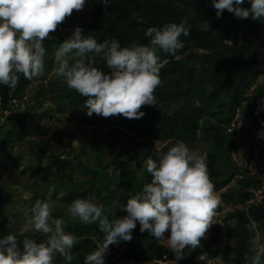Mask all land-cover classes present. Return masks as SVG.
I'll return each instance as SVG.
<instances>
[{
  "label": "trees",
  "instance_id": "16d2710c",
  "mask_svg": "<svg viewBox=\"0 0 264 264\" xmlns=\"http://www.w3.org/2000/svg\"><path fill=\"white\" fill-rule=\"evenodd\" d=\"M243 7H250L247 0ZM74 14L73 11L71 16ZM181 19H186L191 25L190 35L181 36L185 46L175 56L160 53L161 61L166 60L160 69L163 84L154 93L156 104L144 105L140 109L145 113L140 119H128L122 115L104 118L95 113L89 117L84 105L86 98L70 90L56 76L55 79L58 81L54 85L52 82L48 83L49 89L44 85L37 86L35 95H42L48 91L51 97V103L48 107H44L41 119L52 118L56 112L67 113L76 125L94 123L100 127L110 128L111 139L108 141L101 136L100 132L89 136L91 157L100 160L103 165L90 168L91 165L87 163H77L87 173V177L80 178L72 185L73 188L67 191L70 197H75L76 194L85 198L91 196L94 202L105 204L110 219L113 212L116 217L126 215L120 210L121 206L126 204L131 195L140 192L144 184L151 181L146 165L142 173L138 175L135 170L130 172L131 169L125 159H119L114 164V177L117 181L114 185L115 189L110 195L102 193L99 200H95L94 194L96 195V191L102 186L100 180L105 176L107 167V162L105 163L103 158L104 150L107 142H113L112 145L115 146L118 144L121 129L130 132L131 146L143 152L142 158L145 161L150 156L155 158L154 153L158 150L157 141H167L171 146L177 141H183L189 145L198 140L201 134L207 142V147L202 150V153L208 154V167L216 189L226 184V181L217 177V174L224 168L229 158L226 147L227 134L231 136L234 133L230 128V132L227 133L226 130L235 117L236 110L240 109L241 113L249 119L257 136L264 139L258 135L264 132V124L261 123L264 121V106L257 102L258 99L264 98V21H256L251 17L242 20L227 10L223 12L222 18H217L212 0H108V6L99 2L93 7L89 25L84 34L94 37L97 42L118 39L121 47L128 46L132 42L147 44L149 38L144 35L147 28L162 27L173 22L179 23ZM203 20L209 22L211 31L208 33L201 32L196 26ZM63 41L64 38L57 31L51 32L49 38L44 41L47 52L45 72L52 65L54 46L60 45ZM95 66L110 72L105 66V61L99 57ZM260 76H263L262 81L258 80ZM30 83L31 81L25 80L21 75L15 91H10L8 87L0 84V108L2 111H10L0 123V169L5 168L14 157L13 149L17 142H23L32 135L45 136L51 131L49 124L29 123L26 116L14 118L11 114L13 109L21 111L28 106L30 97L27 87ZM252 86L253 93L248 96L246 91ZM172 97L180 101L179 105L170 111L166 102ZM14 98L22 100L23 106L13 107ZM42 102L44 104V101ZM257 108H261L259 113ZM57 120L64 122L62 118ZM56 127L58 131L54 132L53 140L59 142L58 145L69 144V150L65 152L63 149V151L70 156L75 129L73 127L68 131H62L60 126ZM29 142L31 152L36 159L34 153L37 147L33 144L37 141L31 139ZM167 149L168 145H164L160 151ZM59 155L51 159V164L53 162L57 170L62 171L71 161L63 159L62 163L57 162ZM37 157L42 158L40 154H37ZM239 183L245 189L249 187L261 189L264 186L257 175L248 173L239 180ZM248 193L252 194L253 191ZM42 197L44 196L37 199ZM221 199L223 203L217 211H221L224 205L244 204L246 201L245 196L234 195L229 188L221 193ZM226 219H233V221L227 223L224 231L219 223L213 225L207 239L201 241L202 247L195 250L185 249V258L177 264H205L198 257L206 253L208 257L213 258L217 253V245L225 237L231 241L226 245L228 251V254L224 256L226 264H250V259L249 261L245 259L246 256L250 258L252 255L250 240L254 232L250 223L251 220L256 221L257 228L264 236V197L258 203H251L247 212L241 209L228 211ZM139 229L140 225L137 222L132 232V240L123 242L118 247L117 251L125 264H151L154 260L159 264H167V259H174L173 252L164 243L155 240L147 231L141 233ZM64 230L66 233H75L79 237L78 243L72 249V264H84L85 257L96 249L104 235L99 231L97 224L76 223L65 226ZM8 234L16 235L21 245L25 237L33 238L37 242L46 239L40 233L28 236L16 232L10 220L0 217V238ZM113 246H110L109 251ZM232 252L235 253V258L229 259V254ZM109 254L110 252L105 257V264L110 257ZM56 264H65V262L58 256Z\"/></svg>",
  "mask_w": 264,
  "mask_h": 264
},
{
  "label": "clouds",
  "instance_id": "9594fccd",
  "mask_svg": "<svg viewBox=\"0 0 264 264\" xmlns=\"http://www.w3.org/2000/svg\"><path fill=\"white\" fill-rule=\"evenodd\" d=\"M100 2L108 6V0ZM247 2L250 7H243L245 0H212L217 18L227 10L242 20L251 17L264 21V0ZM84 5L85 0H0V84L15 91L21 75L28 81L43 76L47 54L44 41ZM196 26L201 32L211 31L206 20ZM190 27L186 19L149 27L144 33L149 38L147 44L132 42L121 47L118 39L97 42L77 26L54 53L55 75L86 98L89 117L95 113L104 118L122 115L140 119L145 115L140 109L156 104L154 93L163 84L160 53L175 56L184 48L181 36L188 37ZM97 57L105 61L110 72L95 66ZM258 135L264 138V132ZM154 157L145 161L151 181L121 206L126 215L116 217L113 212L110 219L105 204L94 202L91 196L77 198L68 206L74 219L85 225L97 224L104 234L84 264H105L110 246L131 241L137 222L141 233L147 231L155 240L166 242L174 254L167 264L184 259L185 249L202 247L201 241L216 224L214 218L223 203L211 179L208 154L177 141L166 151L157 150ZM54 208L55 201L38 199L30 210H24L25 231L34 230L46 239L37 242L25 237L21 245L14 234L0 238V264H56L58 256L65 264H72V249L79 237L65 232L63 219L53 216ZM252 227L256 229L254 221ZM250 252L246 261L264 264V236L259 231L250 240ZM206 257L204 253L198 259L206 262ZM234 258L235 253H230L229 259Z\"/></svg>",
  "mask_w": 264,
  "mask_h": 264
},
{
  "label": "rangeland",
  "instance_id": "374dc122",
  "mask_svg": "<svg viewBox=\"0 0 264 264\" xmlns=\"http://www.w3.org/2000/svg\"><path fill=\"white\" fill-rule=\"evenodd\" d=\"M99 2L100 0H85L83 9L81 11L74 10L75 14L66 18V20L58 26L56 31L60 33L64 40L72 35L77 26L83 29L84 34V31L89 25L88 23L91 18L92 9ZM59 47L60 45L54 46L52 51L53 55ZM165 61L166 60H163L162 64ZM54 68L55 62L53 58L52 65L46 70V72H44V75L34 78L27 87V92L30 97L28 106L24 107L21 111L13 110L11 112L14 118L26 116L29 123L49 124L51 126V131L45 136L32 135L23 142H17L13 149L14 157L11 158L5 168L0 169V195L2 197L0 199V217L4 220H10L13 223L16 232L28 236H35L39 233H35L34 230L25 231L26 218L24 217L23 212L25 209L30 210L35 203L34 200H38L37 197L41 196L44 197L39 200L51 199L55 201L53 216L54 218L63 219L64 227L76 223L83 224L78 219H74L70 213H68L67 208L73 200L85 197L78 194H76L75 197H70L68 196L67 191L73 188L72 185L77 183L80 178L87 177V173L84 169L79 167V164L77 163H87L91 165L90 168L103 165L100 160H95L91 157V152L89 150V136L95 132H100L102 137L107 138V141L111 139V131L109 127H100L94 123L76 125V122L72 120L67 113L56 112L52 118L48 117L47 119H41V114L43 113V109H45L44 107H48L51 103V97L48 91H45L42 95L40 94L38 96L35 95V92H37V86L44 85L49 89L48 83L52 82V85H54L56 81L59 80L55 79L56 75ZM262 79L263 76L258 78L259 81H262ZM252 88L253 86L246 91L248 96L252 95ZM42 101H44V104ZM179 101L180 100L172 97L166 102V106L172 111L173 108H176L179 105ZM257 102L262 106L264 98L258 99ZM2 112V108H0V117L3 118L1 115ZM39 118L41 120H39ZM57 118L64 119V122L61 123ZM57 125L60 126L62 131H68V129L73 127V129H75L71 141L72 154L70 156L64 153V151L66 152L69 150V144L63 143L58 145L59 142L53 140L54 132L58 129L56 127ZM229 128L232 129V132L234 133L231 136L227 134L226 147L229 158L224 164V168H222L217 174L219 179L226 181V184L216 190L221 197L222 192L227 191L228 188L232 189L234 195L242 194L245 196L246 201L244 204L231 203L229 205H224L221 211H217V215L214 218L215 223H219L223 231L226 228L227 223L233 221V219H226V213L228 211L241 209L244 212H247L251 203H258L264 197V186L261 189H255L254 187L245 189L242 184L239 183V180L243 179L245 174L248 173L251 175H257L264 184V139L262 140L257 136L256 131L252 129V126L250 125L249 119L241 113L240 109L236 110L235 117L227 128L228 130H226L227 133L230 132ZM120 134L121 136L117 142L118 144L115 146L112 145L113 142H107V146L104 150L103 158L105 163L107 162V167L105 169V176L100 180L102 186L100 190L96 191V195L94 194L96 201L99 200L102 193L110 195L115 189L114 185L117 184V181L114 177V164L119 159L126 160L127 165L131 169V173L135 170L139 175L144 169L145 160L142 158L143 152L140 149L131 146L130 132L121 129ZM65 137L66 136L64 135V138ZM31 139L37 141V143L33 144L37 147L36 152L34 153L36 159H34L31 148L29 147V141H31ZM45 141L46 143H44ZM164 145H168V148L171 147L167 141L156 142L158 150ZM188 146L195 148L202 153V150L207 147V142L200 134L198 140ZM63 149L65 150L63 151ZM37 154H40L42 158H38ZM57 155H59L57 162L62 163L63 159H69L71 161V163H68L69 165L66 164V167H64L62 171L57 170V166L53 162L51 164V159H55ZM36 163H38V165H36ZM210 175L212 177L211 172ZM249 191H253V193L249 194ZM253 221L254 220H251L250 227L255 235V232L259 231V229L257 228V225L256 229H253ZM254 222L256 224V221ZM169 235L170 232L166 233V237ZM123 242L124 241L121 240L118 245L112 247L109 251L110 257L106 260V264H125L117 251L119 245ZM161 242L166 245V242ZM230 242V239L225 237L222 242L217 245L216 255L213 258L207 256L206 262H202L205 264H226L224 256L228 254L226 245Z\"/></svg>",
  "mask_w": 264,
  "mask_h": 264
},
{
  "label": "built area",
  "instance_id": "2783aa9c",
  "mask_svg": "<svg viewBox=\"0 0 264 264\" xmlns=\"http://www.w3.org/2000/svg\"><path fill=\"white\" fill-rule=\"evenodd\" d=\"M13 101H14V103H13V107L18 108V107L23 106V102H22V100H18V99H15V98H14ZM13 110H15V109H13ZM9 112H10L9 110H4V111L2 112L1 115L3 116V118L0 117V123H1L2 120H4V116L7 115ZM237 115H239V114H237ZM258 142H259V141H258Z\"/></svg>",
  "mask_w": 264,
  "mask_h": 264
}]
</instances>
